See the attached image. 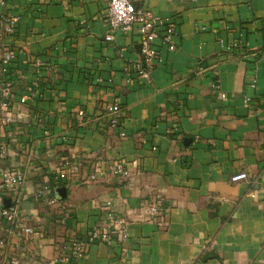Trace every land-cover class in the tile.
<instances>
[{"label":"crops","instance_id":"0c3cea01","mask_svg":"<svg viewBox=\"0 0 264 264\" xmlns=\"http://www.w3.org/2000/svg\"><path fill=\"white\" fill-rule=\"evenodd\" d=\"M4 1L0 13L19 20L2 42L14 57L0 173L25 178L2 194L18 216L0 221V261L46 264L110 201L130 217L128 238L93 242L76 264H264V0L135 2L176 23L175 49L160 46L149 80L124 71L143 65L134 27L105 39L108 0ZM119 161L132 176L111 175ZM239 172L247 179L232 182ZM152 196L168 213L138 221ZM23 226L39 234L16 236Z\"/></svg>","mask_w":264,"mask_h":264},{"label":"built area","instance_id":"2783aa9c","mask_svg":"<svg viewBox=\"0 0 264 264\" xmlns=\"http://www.w3.org/2000/svg\"><path fill=\"white\" fill-rule=\"evenodd\" d=\"M142 0H108V9L106 13V23L108 25L109 33L105 36L107 41L112 39V33L117 30H127L135 28L138 34L140 43V52L142 55V64L128 60L124 68L125 72L134 71L139 77L144 80H149L151 70L160 62V46H165L169 51L175 49L173 37L176 34V23L163 19L142 6L136 7L135 2ZM0 5L5 6V1L0 0ZM19 17L16 15H9L4 12L0 13V123H10L11 117L6 114L9 109L12 93L8 81L5 79L9 63L14 57V52L3 46V39L14 32L16 23ZM39 64H36L38 70ZM225 97V94H221ZM26 97L22 96L20 102L24 103ZM120 106L117 102L107 104L105 107L106 121L105 125L109 128H114L119 125L118 112ZM121 137L125 133H120ZM6 153L5 148L0 147V156L3 157ZM67 162L63 163L66 166ZM74 169L79 167V164H74ZM98 172H92L88 175V180H94ZM111 175L126 179L133 175V172L121 161L115 162L110 168ZM60 178L65 177V173L59 174ZM24 173L20 171L9 172L3 171L0 173V221L4 220L9 225H12L17 216V204H5L2 194L11 189L19 188L24 182ZM247 174L239 172L230 177L232 182L246 180ZM56 185V184H55ZM53 185V186H55ZM51 186V188L53 187ZM50 186H45L44 189H49ZM36 197H41V193ZM49 202H54L55 199L50 197ZM105 213L99 219L98 223L92 227L85 237H72L63 241L59 248V254L46 261V264H76L82 258L88 249L89 244L99 241L106 242L115 240L123 242L128 238L127 227L130 222V217L116 212L110 201L104 204ZM141 214H136L135 219L138 221L156 220L160 219L168 213V206L164 205L161 198L152 196L148 198L146 205L143 206ZM16 236L22 239H29L32 236L39 234L38 230L31 226H23L16 229ZM3 241L0 240V247L3 246ZM0 264H18L15 258H4Z\"/></svg>","mask_w":264,"mask_h":264},{"label":"water","instance_id":"95a60500","mask_svg":"<svg viewBox=\"0 0 264 264\" xmlns=\"http://www.w3.org/2000/svg\"><path fill=\"white\" fill-rule=\"evenodd\" d=\"M65 192H66V190L63 187L56 188L55 189L56 198H58V199L63 198L65 195Z\"/></svg>","mask_w":264,"mask_h":264}]
</instances>
